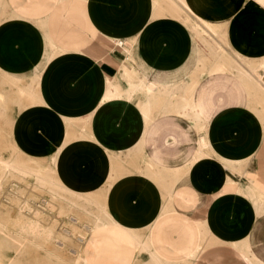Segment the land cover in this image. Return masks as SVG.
<instances>
[{"label":"crops","instance_id":"crops-1","mask_svg":"<svg viewBox=\"0 0 264 264\" xmlns=\"http://www.w3.org/2000/svg\"><path fill=\"white\" fill-rule=\"evenodd\" d=\"M151 1L5 0L11 17L0 22V73L23 88L12 138L0 140V190L22 174L5 162L38 168L18 148L49 158L50 184L58 170L65 185L99 202L64 203L94 216L84 235L88 264H264L251 241L264 219V55L246 47L234 19L238 0H213L214 20L190 0L200 17L223 26L221 54L236 61L227 69L216 68L224 55L205 51L190 25L151 16ZM197 71L211 77L201 87ZM24 213L6 214L13 222ZM98 216L107 222L96 225ZM136 235L150 246L141 248ZM137 254L148 256L140 263Z\"/></svg>","mask_w":264,"mask_h":264},{"label":"rangeland","instance_id":"rangeland-1","mask_svg":"<svg viewBox=\"0 0 264 264\" xmlns=\"http://www.w3.org/2000/svg\"><path fill=\"white\" fill-rule=\"evenodd\" d=\"M200 1L203 5L200 7V15L209 20H214L212 12L216 9V6L213 0ZM224 2L225 0H220V5H225ZM188 3L189 6H185L183 5L182 0H152L150 3V8L152 10L151 16L155 19L171 16L190 26L197 25L196 19L200 18V16L194 10L191 1ZM262 3H264L263 0H238V4L236 6L234 5V19L236 18V22H239L238 25L241 28L242 33L241 36L245 39L246 47L253 48L260 46L258 50H255L258 59L264 55V8L262 7ZM242 5H245V8L240 10L239 8H241ZM7 8L5 0H0V11L3 12L0 13V22L7 16L11 17V13L9 15L6 14L8 11ZM229 16V18H231V14H229ZM212 25L214 27V35L218 36L219 40L223 42L224 38L217 34H223V26L213 23ZM198 37L201 38L199 35ZM219 40H217V42L221 45ZM221 49L224 52V48L222 47ZM217 69H226L225 63L224 66L221 65V67ZM196 74H198L199 77L198 86L200 87L211 78L206 71H197ZM192 78L193 76L191 74L184 75L186 81H191ZM28 79L29 77L24 78V80ZM21 87L23 88V85L20 84V82L10 79L3 73H0V140L3 135L9 140L12 138L11 123L16 112L14 106H16L15 104H17V101L22 96L20 91ZM23 101L26 103L27 99L24 98ZM162 117L163 115L157 114L155 119H161ZM179 122H183L185 126L187 124L183 119ZM187 146L188 144L184 145V147L182 146V149ZM58 149H60V147ZM14 152L15 151L11 148H5L2 151V154L5 157H11ZM16 153L21 155V159L28 160L32 165H38H34L35 167H38L34 169L37 171L40 170V175L50 179L48 174L49 158L32 156L30 153H24V151H21L19 148ZM170 159L174 160L175 157L174 159ZM144 160L145 158L142 157L141 162H144ZM56 161H58V158L54 155L50 161L51 165L55 166L57 164ZM9 162L19 163L17 161ZM6 163L7 162L4 164L7 165ZM144 164V170L151 169L149 161L144 162ZM15 168L16 167L8 166L7 170L13 171ZM16 170L22 174L16 173L9 176L5 181L3 188L0 190V201L4 203V209L6 208V210L0 208V223L6 226H0V264H8L10 259H14V261H16L15 264H66V260L69 261L68 263L70 264H88L87 259L83 255V246L86 240L84 235H89L90 229L87 226L92 225L94 216L85 215L83 218L80 216L79 212L74 211V209L78 210L80 206L70 207L64 205V203H66L67 200L70 202L81 200L87 202L85 199H81L80 196L81 193L85 195H82L83 197L89 196V194L86 195L87 193L83 192V190L74 189L73 187L66 185L67 188L65 182L60 177L58 170H53V173H51L53 178L52 184H50V180L48 182L44 179H39L35 174H27L17 168L14 171ZM55 178L57 179L56 181ZM239 180L242 184L246 182V178L243 176H240ZM79 183L80 182L76 180L70 185L76 186V184ZM50 185L52 186L53 191L56 192V198L55 196L53 198L49 193ZM89 197L91 202L95 199L94 201L99 204L95 197ZM94 201L92 203L96 206L97 204ZM20 203H25V205L28 203L32 207H25L27 211H23V206L17 209ZM101 209L103 208L101 207L100 210ZM17 211L21 215L22 212H27L29 216L23 215L20 221H8L6 213L11 212V218L15 220L17 218ZM72 216L78 218L79 223H75ZM107 220L108 218L98 216L96 225L107 222ZM23 222H33L36 224L37 229H32V232L35 235H28L30 237L33 236L32 238H34V241L40 243L43 247H36L34 244H30L24 239L22 240V237L17 235L16 231L20 228L22 229ZM55 234L56 236H54ZM251 239L254 243L255 249L264 252V219L259 222L258 231L256 230L254 232ZM147 256V254H137V262L141 263L145 261ZM57 259L62 262H58Z\"/></svg>","mask_w":264,"mask_h":264},{"label":"bare ground","instance_id":"bare-ground-1","mask_svg":"<svg viewBox=\"0 0 264 264\" xmlns=\"http://www.w3.org/2000/svg\"><path fill=\"white\" fill-rule=\"evenodd\" d=\"M177 1V0H176ZM183 1V5H185V6H189V1L190 0H182ZM264 1V0H263ZM262 7H264V3H262ZM203 17V16H202ZM202 17H200V18H198V19H196L197 20V25H192L191 27H192V29L196 32V34H198L201 38H200V40H201V43H202V41H203V43H202V45L204 46L203 48H205V49H207V50H205V51H211V52H213L216 56L217 55H219L220 56V54L221 53H223V51H222V46L217 42V40H219V38H218V36H216V35H214V32H213V25H212V23H210V22H208L207 20H205V19H203ZM207 19V18H206ZM217 33V32H216ZM220 37H223V34H221V33H217ZM213 39H214V41H213ZM216 41V42H215ZM205 42V43H204ZM122 43V42H121ZM124 43V42H123ZM208 51V53H210ZM207 54V53H206ZM215 55H211V56H215ZM221 55H224V54H221ZM218 57V56H217ZM216 57V58H217ZM183 58V57H182ZM219 58V57H218ZM237 58V57H236ZM211 59V58H210ZM234 58H231L229 55L228 56H221L220 57V59H218V60H222V62L220 61V63H219V61H218V65L216 64V63H214V64H216L217 66H216V68H220L221 67V65L222 66H224V63H225V68L227 69L228 68V66L229 67H236V61L235 60H233ZM212 60V59H211ZM242 60V59H241ZM181 62V61H180ZM216 62H217V59H216ZM242 62H243V60H242ZM249 65V64H248ZM259 65H261V66H264V64L262 65V62H261V64H259ZM258 65V66H259ZM258 68V67H257ZM240 69H242V68H240ZM255 68L254 67H251V70L252 71H255L254 70ZM236 70V69H235ZM238 71V70H237ZM240 72H241V70H239ZM245 73H243V72H241V73H243V75L245 74V75H248V77L249 78H252V71H248V72H246L245 70H243ZM241 75V74H240ZM246 77V76H245ZM254 77V76H253ZM110 78V77H109ZM248 78V79H249ZM246 79V78H245ZM253 79V78H252ZM109 80V79H108ZM111 80V79H110ZM109 80V81H110ZM244 80V79H243ZM249 80H251V79H249ZM255 81H257V82H259L258 81V79H254ZM246 82V81H245ZM253 82V81H252ZM263 82V81H262ZM255 82H253L252 84H254ZM264 83V82H263ZM248 84H250V83H248ZM258 84H260V83H258ZM255 85H257V84H255ZM254 85V86H255ZM253 86V85H252ZM259 86H261V85H259ZM259 86H256V87H259ZM263 87V86H262ZM254 88V87H253ZM255 89V88H254ZM252 90V91H254V93H255V90ZM262 89V88H261ZM256 94V93H255ZM253 96V95H252ZM255 98V97H254ZM56 162H58V161H56ZM7 165V167L8 166H10V167H16L18 170H21L22 172H26L27 174H29V173H31V174H35V175H37V177L39 178V179H44L45 181H48L49 182V180L51 181V179H49V178H45L44 176H42V175H40V170L39 171H37V170H35L34 169V171L33 170H30V169H28L26 166H22V165H20L19 163H14V162H7L6 163ZM15 168V169H16ZM11 169V168H10ZM15 169H13V170H15ZM17 171V170H16ZM38 172H39V174H38ZM42 172V171H41ZM46 173V172H45ZM30 174V175H31ZM42 174V173H41ZM49 174V173H48ZM42 181V180H41ZM53 181V180H52ZM56 181V180H55ZM43 182V181H42ZM58 182V181H57ZM56 183V182H55ZM58 183H60V182H58ZM63 184V183H62ZM58 185V184H57ZM61 185V184H60ZM49 186V185H48ZM66 186V185H65ZM60 187V186H59ZM67 187V186H66ZM65 187V188H66ZM62 188V187H61ZM68 188V187H67ZM66 188V189H67ZM64 189V188H63ZM70 189V188H69ZM75 189V188H74ZM72 190V189H71ZM70 190V191H71ZM69 191V190H68ZM82 191V190H81ZM72 192V191H71ZM75 192V191H74ZM80 192V191H79ZM84 192V191H83ZM76 193V192H75ZM77 194H78V192H77ZM85 196L83 193H81V196ZM86 195H88V194H86ZM80 196V197H81ZM90 196V195H89ZM89 196H86V197H89ZM90 198V197H89ZM94 199V198H93ZM92 200V199H91ZM95 200V199H94ZM93 200V201H94ZM92 201V202H93ZM95 202V201H94ZM96 203V202H95ZM97 204V203H96ZM98 205V204H97ZM96 205V206H97ZM100 207V206H99ZM101 208V207H100ZM101 210H103V209H101ZM104 211H106V210H104ZM22 212V211H21ZM109 216H110V214H109ZM112 217V216H111ZM112 221V220H111ZM24 224H23V227H22V229L20 228L19 230H17L16 231V233H17V235L19 236V237H22V240L24 239L26 242H28V243H30V244H34V246H36V247H40L41 246V244L40 243H38V242H35L34 241V238H32V237H30L28 234H32V235H35L33 232H32V229H37V226H36V224H34L33 222H28V223H26V222H23ZM0 226L1 227H6L4 224H1L0 223ZM36 226V227H35ZM124 226V225H123ZM90 228V227H89ZM128 228V227H127ZM130 231V230H129ZM132 232H133V230H132ZM135 232V231H134ZM133 232V233H134ZM136 237H137V235H136ZM137 239V242H138V245L139 246H141V248H144L146 245L149 247L150 245L149 244H147V242L149 243V241H147L148 239H142L141 237H137L136 238ZM136 243V242H135ZM152 246V245H151ZM41 247H43V246H41ZM151 248H153V247H151ZM145 249V248H144ZM149 249V248H148ZM149 250H151V249H149ZM148 251V250H147ZM151 252V251H150ZM149 252V253H150ZM153 255H155L154 253L152 254V256ZM156 256V255H155ZM159 256V255H158ZM157 256V257H158ZM54 258V257H53ZM155 258V257H154ZM159 258V257H158ZM159 259H161V258H159ZM159 259H158V261H159ZM155 260H156V258H155ZM57 261H58V259H57ZM157 261V262H158ZM161 261V260H160ZM159 261V262H160ZM162 261H163V259H162ZM15 262L16 261H14V259H10L9 261H8V264H15ZM58 262H62V261H58ZM69 261H67L66 260V264H70V263H68ZM158 262V263H159ZM168 262V261H167ZM142 263V262H141ZM164 263H165V260H164Z\"/></svg>","mask_w":264,"mask_h":264}]
</instances>
